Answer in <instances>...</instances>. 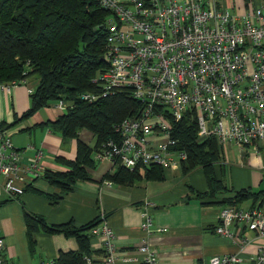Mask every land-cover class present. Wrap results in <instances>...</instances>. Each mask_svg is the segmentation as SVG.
<instances>
[{
  "label": "built area",
  "instance_id": "1",
  "mask_svg": "<svg viewBox=\"0 0 264 264\" xmlns=\"http://www.w3.org/2000/svg\"><path fill=\"white\" fill-rule=\"evenodd\" d=\"M100 3L107 11L104 64L92 78L96 91L83 98L93 100L98 95L127 91L140 108L114 126L117 140L102 144L97 159L106 158L114 167L130 171L151 165L179 168L186 153L177 144L174 123L185 118L195 123L199 137L214 136L220 146L257 148L264 140V0H250L241 12L226 0ZM56 107L65 109L62 101ZM40 171L38 157L23 163L9 130L0 128L3 191L9 196L23 194ZM218 220L220 234L229 235L226 227L237 221L264 239V210L258 206H226L219 211ZM142 228L147 233L162 230L153 229L149 215ZM93 231L100 235L101 253L83 255L80 264H156L157 254L147 242L139 246L140 258L137 253L120 256L110 228L102 225ZM241 242L248 243L246 238ZM4 248L0 232V264H12L3 258ZM241 261L238 254H226L213 257L210 264ZM245 264H264V244Z\"/></svg>",
  "mask_w": 264,
  "mask_h": 264
},
{
  "label": "crops",
  "instance_id": "2",
  "mask_svg": "<svg viewBox=\"0 0 264 264\" xmlns=\"http://www.w3.org/2000/svg\"><path fill=\"white\" fill-rule=\"evenodd\" d=\"M249 4L250 0H240L229 5L241 12ZM36 84L34 77L8 88L0 83V123L9 130L21 161L28 163L37 156L41 166V175L21 195L6 194L0 177V232L5 242L2 251L5 260L12 264H43L55 260L60 253L80 249L73 235L48 232L42 227L29 238L26 213L40 216L51 226L81 228L96 220V225L87 231L89 254L94 256L101 251L100 235L97 237L93 230L102 225L112 230L118 255L137 253L136 257L140 258L139 246L145 241L157 254L156 264H210L213 257L226 254H238L242 258L240 264H245L264 244L255 231L242 228L237 221L226 227L227 236L216 231L221 224L218 213L226 206H258L264 210V140L256 149L233 144L220 146L217 142L220 155L214 169L226 189L222 187L213 195L208 191L203 169L197 167L184 173L182 163L179 168L164 169L161 178L141 176L130 184L114 182L106 176L116 167L106 158L97 159L95 149H92V165L86 168L89 179L76 180L64 190L45 180L43 171H66L63 160L75 159L77 141L93 148L96 137L81 129L77 138L64 139L46 125L45 122L54 121L62 114L54 104L20 118L30 106L29 89L33 91ZM246 188L251 192L262 191L255 203L252 198L234 204L222 203L235 191ZM145 214L151 217L153 229L160 228V232L147 233L142 228ZM242 238L247 239L246 245Z\"/></svg>",
  "mask_w": 264,
  "mask_h": 264
},
{
  "label": "trees",
  "instance_id": "3",
  "mask_svg": "<svg viewBox=\"0 0 264 264\" xmlns=\"http://www.w3.org/2000/svg\"><path fill=\"white\" fill-rule=\"evenodd\" d=\"M106 16L107 11L100 0H0V83H20L29 77H34L37 82L30 94V106L20 118L62 101L65 105L62 114L45 124L64 139L77 138L81 129L89 130L96 137L93 148L77 141L75 159L63 160L68 168L66 171H43L45 180L64 190L76 180L89 179L86 168L92 165V149L97 151L109 140H117L114 126L140 108V103L127 91L105 97L98 95L93 100L83 98V94L96 91L92 78L104 64L106 32L103 24ZM0 128L7 127L0 123ZM174 136L186 153L181 164L184 173L202 168L211 195L225 188L214 169L220 155L216 138L199 137L195 123L189 118L174 123ZM163 170L156 165L133 171L118 166L106 178L130 184L141 176L161 178ZM261 192L240 189L222 203L234 204L245 198H252L255 203ZM25 215L29 238L42 227L48 232L73 235L78 240L79 250L60 253L52 264H80L83 255L90 253L87 231L96 225V220L74 228L71 225H47L38 215Z\"/></svg>",
  "mask_w": 264,
  "mask_h": 264
},
{
  "label": "rangeland",
  "instance_id": "4",
  "mask_svg": "<svg viewBox=\"0 0 264 264\" xmlns=\"http://www.w3.org/2000/svg\"><path fill=\"white\" fill-rule=\"evenodd\" d=\"M226 1H228V0H226ZM240 2V0H229V4H236V3H239Z\"/></svg>",
  "mask_w": 264,
  "mask_h": 264
}]
</instances>
